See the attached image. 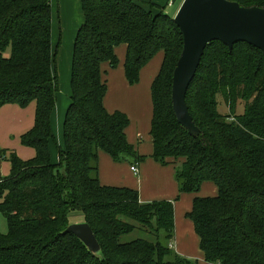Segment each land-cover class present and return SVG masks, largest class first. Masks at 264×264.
Segmentation results:
<instances>
[{
  "label": "trees",
  "instance_id": "obj_1",
  "mask_svg": "<svg viewBox=\"0 0 264 264\" xmlns=\"http://www.w3.org/2000/svg\"><path fill=\"white\" fill-rule=\"evenodd\" d=\"M264 7V0H227ZM83 23L72 49L69 104L62 122L63 145L55 141L51 116L58 91L51 48V0H0V108L34 104L33 127L20 137L34 149L28 160L11 153L10 172L0 178V264H196L179 256L174 243V201L142 203L137 191L103 186L99 154L139 166L145 156L128 142L130 120L108 111L105 73L117 67L124 47L128 86L161 53L150 83L149 158L176 165L179 195L193 194L185 217L193 223L208 264H264V54L237 42L207 45L186 94L199 129L191 136L174 116L172 73L182 51L174 13L150 1L80 0ZM8 53V55H7ZM218 96L228 114H220ZM241 102L243 114L236 115ZM0 156V159H3ZM214 196L200 197L204 184ZM87 223L99 244L97 256L65 230ZM146 232L150 240L122 243V235Z\"/></svg>",
  "mask_w": 264,
  "mask_h": 264
},
{
  "label": "crops",
  "instance_id": "obj_2",
  "mask_svg": "<svg viewBox=\"0 0 264 264\" xmlns=\"http://www.w3.org/2000/svg\"><path fill=\"white\" fill-rule=\"evenodd\" d=\"M139 1H150L159 7H164L167 12L170 14L174 13L175 16L183 0ZM169 2L172 3L170 7L167 6ZM51 9L52 13H55L54 9H56L57 20L61 24L63 32L72 40L75 39L77 31L83 23L80 0H51ZM121 66L123 73V63ZM121 86L124 88L128 86L125 78L121 82ZM115 109L117 108L111 106L110 110H107L112 112ZM34 112V104H30L26 108L7 104L0 108V156L4 157L0 159V178L8 176L10 172V163L8 159L11 153H15L22 160H28L34 157V149L22 146L20 142V137L33 127ZM128 115L131 117L129 113ZM63 119L64 118H62V122ZM52 121L53 117L51 116V128L53 129ZM62 122L61 130L59 131L61 138ZM126 138L139 152V145H137L139 136L137 135L134 139L129 135L128 130H126ZM61 143L62 146L63 140H61ZM53 146L54 145L50 143V159L53 163H56L58 157ZM148 153L142 154L139 152L140 155L146 158L138 167L135 166L138 169L137 174L131 171L130 168L132 166L129 163H116L106 154L100 153L98 174L100 184L103 186L126 187L135 190L142 203L161 200L173 201L179 196V198L174 201V250L179 256L196 261V264H208L205 262L203 253L199 248V238L194 232L193 223L185 217V214L191 210L192 200L195 195H179L178 185L174 177L177 166L168 165L163 167L149 158L150 154ZM215 194L216 188L206 183L202 186L198 196L206 197L214 196Z\"/></svg>",
  "mask_w": 264,
  "mask_h": 264
},
{
  "label": "water",
  "instance_id": "obj_3",
  "mask_svg": "<svg viewBox=\"0 0 264 264\" xmlns=\"http://www.w3.org/2000/svg\"><path fill=\"white\" fill-rule=\"evenodd\" d=\"M173 21L183 46L172 73V110L177 123L196 136L199 129L189 114L186 94L205 48L218 41L231 51L235 43L244 42L264 54V7H243L227 0H183ZM65 232L74 235L90 254H99V244L87 223H71Z\"/></svg>",
  "mask_w": 264,
  "mask_h": 264
},
{
  "label": "rangeland",
  "instance_id": "obj_4",
  "mask_svg": "<svg viewBox=\"0 0 264 264\" xmlns=\"http://www.w3.org/2000/svg\"><path fill=\"white\" fill-rule=\"evenodd\" d=\"M54 12L55 13H52L51 20V48L53 54V68L57 80L58 91L56 94L55 109L52 114V132L55 137V141L52 145H54L53 147L57 153L56 147H61L62 144V138L59 133L61 130V122L62 118H64V114L66 113L65 108H67L70 100V65L74 39L72 40L65 32H63V28L57 20L56 9H54ZM116 55L118 58L117 67L112 70L108 69L104 75L108 86L104 106H106L105 108L108 110H110L111 106L116 107L117 109L115 110L121 111L128 116L130 120L129 127L127 129L129 135L134 139L138 135L139 142L137 145H139V152L142 154H147L149 152L148 154H150L152 150L150 138L148 136L151 118L150 83L161 67V53H158L152 61L141 69L139 82L136 85L131 86L132 88L130 86L125 88L121 86V82L124 79L121 66L125 56L124 48H118V50H116ZM217 100V109L219 113L223 115L228 114V109L224 104L223 99L218 96ZM243 111L244 108L242 103H237L236 115L243 114ZM127 112L131 117H129ZM77 222H79V220L74 221V223ZM7 231V220L0 213V233L5 235ZM137 239L150 240V237L146 232L133 230L129 234L122 235L120 241L122 243H127ZM171 244L173 247L174 243Z\"/></svg>",
  "mask_w": 264,
  "mask_h": 264
},
{
  "label": "built area",
  "instance_id": "obj_5",
  "mask_svg": "<svg viewBox=\"0 0 264 264\" xmlns=\"http://www.w3.org/2000/svg\"><path fill=\"white\" fill-rule=\"evenodd\" d=\"M171 4H172V3L169 2V3L167 4V6L170 7ZM130 169H131V171H132L134 174H137V173H138V169H137L135 166H132Z\"/></svg>",
  "mask_w": 264,
  "mask_h": 264
}]
</instances>
